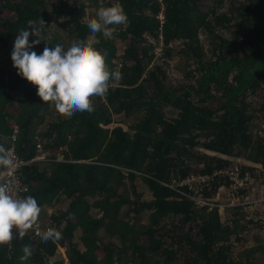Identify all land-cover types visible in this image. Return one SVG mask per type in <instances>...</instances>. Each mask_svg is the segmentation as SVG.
<instances>
[{"label":"trees","instance_id":"trees-1","mask_svg":"<svg viewBox=\"0 0 264 264\" xmlns=\"http://www.w3.org/2000/svg\"><path fill=\"white\" fill-rule=\"evenodd\" d=\"M115 3L127 23L110 38L93 36L88 20ZM0 13V45L10 56L19 31L42 19L48 47L90 40L109 71L122 74L106 96L91 98V113L69 117L47 113L16 69L0 70V145L29 160L40 144L45 158L21 167L22 197L53 208L38 220L62 233L55 242L14 234L0 246V264H64L59 247L65 264H264L254 247L260 237L248 236L262 225L238 208L221 216L161 184L228 164L201 150L264 168V0H0ZM173 52L187 69L177 83L157 62ZM115 114L130 120L127 129L104 127ZM26 245L33 254L21 261Z\"/></svg>","mask_w":264,"mask_h":264},{"label":"clouds","instance_id":"clouds-1","mask_svg":"<svg viewBox=\"0 0 264 264\" xmlns=\"http://www.w3.org/2000/svg\"><path fill=\"white\" fill-rule=\"evenodd\" d=\"M127 15L120 3L100 7L87 22L93 36L103 33L112 37L115 27L127 23ZM45 22L40 19L28 21L29 30H21L17 35L11 52L12 66L17 74L36 88V95L45 104L64 116L77 112L93 111L92 97L106 96L110 81H119V71H109L104 55L93 47L88 40L73 41L65 50L64 45L48 47L52 39L46 31ZM29 36L34 39L29 43ZM44 42L41 54L31 49ZM14 165L10 152L0 145V169H9ZM41 206L31 196H19L13 182L0 178V246L10 245L14 234L23 238L38 221ZM69 219L72 214H69ZM15 230V231H13ZM44 242L62 239V233L49 228L41 234ZM21 261L31 257L32 249L24 246Z\"/></svg>","mask_w":264,"mask_h":264},{"label":"built area","instance_id":"built-area-1","mask_svg":"<svg viewBox=\"0 0 264 264\" xmlns=\"http://www.w3.org/2000/svg\"><path fill=\"white\" fill-rule=\"evenodd\" d=\"M157 17L162 18L160 13ZM13 139L12 134L10 141ZM8 151L14 165L9 169H0V178L12 181L17 194L22 196L26 191V186L20 178L21 167L32 160L44 159L45 153L38 143L35 144L34 156L29 160L20 159L12 148ZM221 157L227 159L228 164L212 169L209 174L190 173L183 177L171 178L168 182L161 184L172 188L180 196L195 201L198 205L214 208L221 216L230 209H241L245 218L250 217L256 224L263 227L264 168L250 160L239 162V159L233 160L230 156L222 155ZM259 174L262 176L259 177ZM49 228L47 224L38 220L29 231L32 236L41 238V234Z\"/></svg>","mask_w":264,"mask_h":264},{"label":"rangeland","instance_id":"rangeland-1","mask_svg":"<svg viewBox=\"0 0 264 264\" xmlns=\"http://www.w3.org/2000/svg\"><path fill=\"white\" fill-rule=\"evenodd\" d=\"M99 1V0H98ZM85 4L87 5V2L84 1ZM85 11L89 12L91 11V7H87L85 8ZM3 13H0V19L3 17ZM87 15L89 16V14L87 13ZM122 49V46L120 44L117 45L116 47V50H115V53L116 55H120V50ZM161 51H159V48H155L154 49V56H158L160 55ZM159 58L156 57L155 60L157 61ZM162 61H165L166 63V74L169 78V80L171 82H180L182 81L183 79V73L187 70H183L182 69V63H183V59L180 58L179 56L175 55L174 52H173V55H170L169 57H162L160 58L157 62L158 63H161ZM0 70L2 71V73L4 75H10V73H12L15 68L12 66V61H11V56L8 52V49L6 46H2L0 45ZM251 96V95H250ZM251 99H255L258 101V98L257 97H253L251 96ZM48 112L47 113H53V114H57V112H55V109L50 105L48 104ZM173 109L171 108H165V115L166 116H170V115H173ZM48 118V114L45 115L44 117V121H46ZM43 121V123H44ZM130 123V120L128 118H124L122 117V115L120 114H115L112 116V120L104 125V127L106 128H111L113 126H120L122 129H127V125ZM39 128L41 126H38ZM202 152H205L209 155H216V156H219L220 158H222L221 156L222 155H219V154H216V153H213V152H210V151H206V150H201ZM61 158V157H60ZM59 158V159H60ZM231 159L235 160V159H239V162H242V161H245L246 159L243 158V157H231ZM177 176H174V177H171V178H176ZM143 197H146V193L143 194ZM43 214L44 215H48L52 210L53 208L49 207V205H44L43 206ZM94 211V209H93ZM227 212V211H226ZM224 215H226V213H224ZM145 219V218H144ZM264 227V226H263ZM261 228L262 230H258V229H253L251 230V234H249L248 236L250 238H253L258 235L260 237V242L258 243V245H255L254 247H257V256L259 257H262L264 256L263 252H264V228ZM249 237H247L246 239L248 240ZM242 245H241V242L239 243H234V246H233V253L235 254V256L238 258V253L239 251L242 249ZM61 248V247H59ZM60 253H61V256H62V259L63 257H65L64 253H63V249H59ZM239 259V258H238ZM63 263L65 264V260H63Z\"/></svg>","mask_w":264,"mask_h":264}]
</instances>
